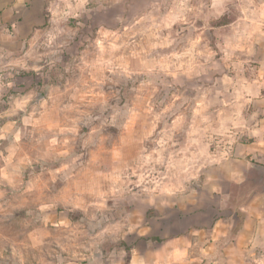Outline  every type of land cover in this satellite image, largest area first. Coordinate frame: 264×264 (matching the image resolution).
<instances>
[{"label":"clouds","instance_id":"9594fccd","mask_svg":"<svg viewBox=\"0 0 264 264\" xmlns=\"http://www.w3.org/2000/svg\"><path fill=\"white\" fill-rule=\"evenodd\" d=\"M0 125V264H264V0H0Z\"/></svg>","mask_w":264,"mask_h":264},{"label":"crops","instance_id":"0c3cea01","mask_svg":"<svg viewBox=\"0 0 264 264\" xmlns=\"http://www.w3.org/2000/svg\"><path fill=\"white\" fill-rule=\"evenodd\" d=\"M253 67H254V68H258V65H257V64H253ZM245 75H246V76H251L252 73H246ZM2 127H3V126L0 125V129H2ZM258 191H260V192H264V183H262V184L259 185V187H258ZM182 252H183V250L180 249L179 247L176 249V253H177V255L182 254Z\"/></svg>","mask_w":264,"mask_h":264},{"label":"rangeland","instance_id":"374dc122","mask_svg":"<svg viewBox=\"0 0 264 264\" xmlns=\"http://www.w3.org/2000/svg\"><path fill=\"white\" fill-rule=\"evenodd\" d=\"M186 95L189 97L190 100H193V101L195 102V100H196V96H197V93L192 92V91L190 90L189 93H186Z\"/></svg>","mask_w":264,"mask_h":264}]
</instances>
